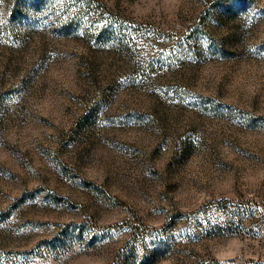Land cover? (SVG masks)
<instances>
[{
  "label": "rangeland",
  "instance_id": "obj_1",
  "mask_svg": "<svg viewBox=\"0 0 264 264\" xmlns=\"http://www.w3.org/2000/svg\"><path fill=\"white\" fill-rule=\"evenodd\" d=\"M0 264H264V0H0Z\"/></svg>",
  "mask_w": 264,
  "mask_h": 264
}]
</instances>
